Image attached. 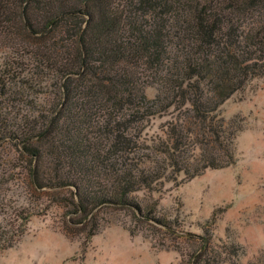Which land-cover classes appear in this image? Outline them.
Returning <instances> with one entry per match:
<instances>
[{
    "label": "trees",
    "instance_id": "trees-1",
    "mask_svg": "<svg viewBox=\"0 0 264 264\" xmlns=\"http://www.w3.org/2000/svg\"><path fill=\"white\" fill-rule=\"evenodd\" d=\"M0 48V185L27 200L1 198L0 251L58 204L83 251L119 211L178 264H240L225 209L193 233L160 195L235 164L244 118L220 106L264 78V0H0Z\"/></svg>",
    "mask_w": 264,
    "mask_h": 264
},
{
    "label": "rangeland",
    "instance_id": "rangeland-1",
    "mask_svg": "<svg viewBox=\"0 0 264 264\" xmlns=\"http://www.w3.org/2000/svg\"><path fill=\"white\" fill-rule=\"evenodd\" d=\"M5 54L0 48V61ZM146 92L153 96L155 90L147 87ZM220 112L226 119L237 114L244 118L235 164L207 168L178 186L167 183L160 205L167 213L178 208L184 229L193 233H202L201 224L214 209H225L214 236L229 235L244 246L240 264H264V78L250 80L220 106ZM9 181L0 185V201L4 197L3 205L10 207L26 204L20 186ZM137 195L143 197L142 192ZM62 212L61 205L52 204L45 213L33 215L14 246L0 251V264H178L177 252L154 248L140 235H130L120 222L128 220L127 215L119 211L104 221L83 251L81 238L70 240L62 232ZM70 231L79 235L77 229Z\"/></svg>",
    "mask_w": 264,
    "mask_h": 264
}]
</instances>
